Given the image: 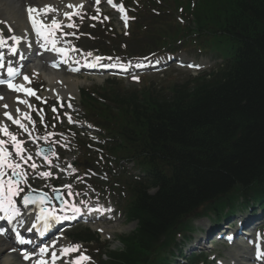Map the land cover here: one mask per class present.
Returning <instances> with one entry per match:
<instances>
[{
	"label": "trees",
	"instance_id": "16d2710c",
	"mask_svg": "<svg viewBox=\"0 0 264 264\" xmlns=\"http://www.w3.org/2000/svg\"><path fill=\"white\" fill-rule=\"evenodd\" d=\"M197 8L198 27L218 31L220 71L145 104L111 93L96 116L114 131L111 149L146 170L139 226L113 264H169V236L200 209L264 204V0H200Z\"/></svg>",
	"mask_w": 264,
	"mask_h": 264
},
{
	"label": "snow or ice",
	"instance_id": "6c2138e0",
	"mask_svg": "<svg viewBox=\"0 0 264 264\" xmlns=\"http://www.w3.org/2000/svg\"><path fill=\"white\" fill-rule=\"evenodd\" d=\"M97 2H99V0H97ZM109 2L111 3V0H109ZM68 7L75 8L77 6L69 4ZM121 10H123L122 7H121ZM54 11H56V9L48 7V6H45L44 8H41V9H36L32 7H29L28 9L29 19L32 22V26L35 29L37 36H42L46 42L49 41V35H45V31L51 34L55 31V29H58L60 27V24L55 20V18H53V20L51 21V25H44L40 23L36 17H39L42 14L47 15L48 12H54ZM32 13H36V16L34 17ZM76 14L78 15L79 13H76ZM64 15L68 17L69 19L71 18L70 13H65ZM68 26L72 27L73 25H68ZM11 39L15 42V44L18 45L21 39H23V37L12 36ZM50 42H51L53 50L61 51L60 49H56L55 47L56 41L53 40ZM6 43H7L6 40H4L2 36H0V46H4L6 45ZM10 51L12 54H16L17 48L12 46L10 48ZM88 55H91V53H89ZM20 58L24 59L23 54H21ZM3 59H4V56L2 53H0V68L4 67ZM99 59L100 58L97 57V61H99ZM88 66L95 67L96 64H90ZM121 67H124V66L121 65ZM136 67H141V65L137 64ZM7 72H8L9 77H14L15 75L18 74L17 70L11 66L8 67ZM24 79L28 80V77L25 76ZM133 79L138 80L139 77L134 76ZM3 83H7L8 87L14 91H22L30 95H35V93L31 89H25L20 85H16L12 82L11 79L7 81L0 79V84H3ZM0 99H3V97H0ZM20 103H26V101L21 100ZM4 107H7V105H4ZM53 111H55V108H53ZM4 115L7 116L8 119L13 120V123L18 124L19 127L24 129V131L26 132L28 131L27 126L20 123L18 119H13V116L10 113L5 112ZM24 118L28 119L31 122V117L28 116L27 114H25ZM69 122H72L71 117H69ZM0 132H4V134L9 137V140L12 142V146L15 149V156L18 157L19 160L24 161L26 163L27 160L31 159V156H28L27 160L25 159L23 155L24 149L22 147V142L18 141L15 135H13L12 133H9L7 131L6 126H0ZM29 135H31V133H29ZM5 145H6V141L0 140V212L4 213L3 216H0V220H7L10 223L15 217L20 216L21 214L20 209L17 207V202L14 199V197L20 196V193L23 192V189L19 187V184L21 183L22 180L25 179L26 173H24L23 171H18L21 168V165L19 162L11 159L13 154L8 151ZM31 167L36 168V165L32 164ZM5 169H11V176H9L7 180L4 179V176L6 175ZM40 175L47 177L51 175V173L44 172V173H40ZM13 177H15L16 179H13ZM65 187L70 189L71 185H65ZM53 191H56V190L54 189ZM69 195H71V192L69 193ZM47 199H48L47 194H41L39 197H35L32 195L31 192H29L28 194L22 197V203L25 207H27L30 204H37L40 206V215L37 217V220L43 223V226L45 229L49 227V222L51 220L59 219L58 216L52 215L43 206ZM67 207L71 209L73 213V218H75V214L81 212V209L79 207H76L75 205H67ZM95 210L102 211L101 209H95ZM35 227L36 225L33 224L32 228H35ZM32 228L28 230L31 231ZM3 234H5V229L0 228V235H3ZM16 237L19 243L24 242L19 232H16ZM80 247H81L80 245H69L67 247H64L61 249L60 256H58L55 251H52L51 256H50V261L45 260L43 258L45 254L48 253V247L47 246L40 247L39 249L40 259L37 261V264H50V262L51 264H55L57 259H60L61 257H69L72 253L79 252ZM14 250L15 249H13V251ZM29 256H30L29 253L27 252L24 253L25 259H28ZM258 256L264 257V253H258ZM90 259H91L90 257L85 256L82 252H80L79 256L66 260L65 264H83L84 261H89Z\"/></svg>",
	"mask_w": 264,
	"mask_h": 264
},
{
	"label": "bare ground",
	"instance_id": "6f19581e",
	"mask_svg": "<svg viewBox=\"0 0 264 264\" xmlns=\"http://www.w3.org/2000/svg\"><path fill=\"white\" fill-rule=\"evenodd\" d=\"M21 1V2H20ZM33 1V0H32ZM85 1V0H84ZM83 0H34L32 2L33 8L36 6L37 9L44 8L45 6L48 7H55L56 11L50 12V16L54 17H61L65 13L72 12L75 8H69L68 5H76V9H78L81 5ZM26 2V1H25ZM34 3V4H33ZM19 4H21L19 6ZM29 3H26V6H28ZM25 6V7H26ZM36 16V13H33ZM43 15V14H42ZM40 15V16H42ZM46 16V15H45ZM0 18L5 21V23L9 22V25L12 27L13 31L16 33V35H20L23 37L22 40H26L24 45L30 44V47L26 49L27 58H31L32 56L41 55L40 59L47 62V52H41L39 49H37V45L34 44L35 42V35L31 33V30L29 28V25L25 18V12H24V1L23 0H0ZM7 21V22H6ZM40 41H42V45H45L43 41L45 39L42 36H37ZM13 43L8 42L3 47H12ZM23 47V45H22ZM4 49H1V52ZM41 52V54H39ZM4 56V63L5 66L9 65V62L12 58H9L6 53H2ZM30 56V57H29ZM54 59H57L54 55L52 56ZM38 58V57H37ZM29 60V59H28ZM15 61V60H14ZM27 61V60H26ZM25 61V63H26ZM24 63V64H25ZM23 64V65H24ZM22 63H18V66H23ZM59 79V80H57ZM46 80L48 82V94L50 96H61L62 94L58 91V89H65L66 91L69 90V94L72 92H77L82 86L86 84V82L79 81L77 78H70L63 74L62 72H55V71H49ZM85 80V79H84ZM62 81H65V84H58ZM98 82V81H97ZM101 82V81H100ZM20 86H22L25 89H29L28 81L24 78L20 79ZM25 93V94H24ZM26 95V96H23ZM28 93L22 92V91H16L15 93H9L6 88H0V97H3V101H5L4 105H7V108L10 109V111L13 109V107L21 108L24 103H20L21 100L27 101L28 99ZM23 96V97H22ZM28 102V101H27ZM240 248V247H239ZM242 249V248H240ZM240 249L237 250V252H240ZM243 253L247 255V252ZM261 264H264L261 262Z\"/></svg>",
	"mask_w": 264,
	"mask_h": 264
},
{
	"label": "rangeland",
	"instance_id": "374dc122",
	"mask_svg": "<svg viewBox=\"0 0 264 264\" xmlns=\"http://www.w3.org/2000/svg\"><path fill=\"white\" fill-rule=\"evenodd\" d=\"M16 1H19V0H16ZM34 1V0H33ZM84 1V0H83ZM21 2V1H20ZM87 2V4H88V6L90 7V9H92L91 8V5H90V2H89V0H87L86 1ZM34 4V3H33ZM21 4H19V6H20ZM51 8H54L55 9V7H51ZM106 10V9H105ZM101 12H98V11H96V12H94V13H90V14H92L93 15V17H95V16H98L99 14H100ZM48 15L50 16V12H48ZM42 16H45V15H42ZM47 16V15H46ZM54 16H56V15H54ZM54 16H51V17H54ZM59 17V16H58ZM91 18V15H83L81 18H80V20L82 21V19H90ZM1 19V18H0ZM1 20H3V19H1ZM4 21V20H3ZM77 19H73V20H71V22H72V24L75 26L76 24H77ZM7 22V21H6ZM8 24H9V22H8ZM2 29H3V31H4V28L2 27ZM119 30H120V28H118ZM35 66H32V68H30V69H28L27 71L28 72H34L35 71ZM171 68V67H170ZM169 68V69H170ZM50 71V70H49ZM48 71V72H49ZM185 76H187V71H181V70H178V69H176V68H171L169 71H167L166 73H164V74H162V75H158V76H153V75H150V76H147L146 77V79L147 80H145V83L146 82H148V81H151L152 83H154L155 85H158V86H168V84L169 83H172V82H175V81H181V80H183L184 78H185ZM88 80V84H86L85 86H84V88L83 89H88V88H91V87H93V86H99V85H102L103 84V82H104V80L102 79V78H84V77H80V81H83V80ZM98 81V82H97ZM101 81V82H100ZM130 82H133L131 79H128V80H126L125 82H123L127 87H129V88H131V87H134V88H136L135 86L136 85H132V84H130ZM39 84H41L42 85V83H41V81H39ZM82 90V89H81ZM60 145L65 149V150H67L68 151V153H71V149H70V147L67 145V141L65 142L63 139H61L60 140ZM70 157V159L74 162V159H73V155L72 156H69ZM71 160H69V162L71 161ZM70 164V163H69ZM68 165V163H66V166ZM68 167H69V165H68ZM71 168V167H70ZM70 170H72V168L70 169ZM65 172H67L66 171V169H63V172H61V177L59 178V180H62V178H65V177H67V175H68V173H67V175L65 174ZM60 176V175H59ZM42 178H43V180H44V177L43 176H41ZM43 180H42V182H43ZM42 182H41V184H42ZM245 219H249V217L247 218V217H245ZM244 219V220H245ZM120 223H122V226H120L119 224ZM120 223L119 224H115V225H111V226H109V225H107L106 226V229H107V231H110L111 233H110V235H111V239H110V241H111V245H112V247H113V249H115L117 246H119L118 245V243L116 242V239H115V237H117L118 235H121V234H124V233H129V232H131L133 229H134V224H128L127 222H125L124 220H123V218H122V220L120 221ZM198 227L199 226H201L202 225V222H198L197 224H196ZM202 227H200V231L199 230H197L195 233H193L192 234V237L195 239L196 238V236L197 235H201V233H202V229H201ZM261 229V228H260ZM85 230H86V228H85ZM79 231H83V229L82 228H80V229H78V232ZM262 231V233H263V236H264V231L263 230H261ZM101 239L102 240H106V238L104 237V236H101ZM235 247H233V249L232 248H230V249H225L224 248V246L222 245V244H219V245H215L214 246V250L212 251V252H206V255L207 256H209L210 257V259L212 260L213 258H214V256L215 255H217V264L218 263H223V264H229L230 263V258H228L227 257V255L229 256V253H232V251H234L235 252V249H234ZM232 249V250H231ZM240 252H243V249H240ZM214 255V256H213ZM230 257V256H229ZM14 258V260H15V257H13ZM15 262H17V260H15ZM247 262V261H246ZM7 263V259H6V256H4V254H3V256L2 255H0V264H6ZM213 264H216V262H214Z\"/></svg>",
	"mask_w": 264,
	"mask_h": 264
}]
</instances>
